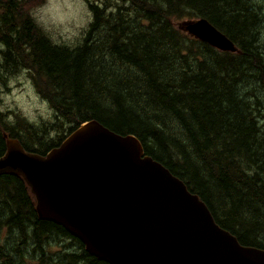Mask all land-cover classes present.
Returning <instances> with one entry per match:
<instances>
[{"label": "trees", "instance_id": "trees-1", "mask_svg": "<svg viewBox=\"0 0 264 264\" xmlns=\"http://www.w3.org/2000/svg\"><path fill=\"white\" fill-rule=\"evenodd\" d=\"M45 1L0 0V86L26 72L54 117L34 125L0 110V157L5 135L43 156L95 121L135 137L220 228L264 251V0H86L91 22L73 47L32 18ZM182 19L207 21L237 51L188 37ZM34 206L20 177L0 176V230L11 235L0 237V264H106Z\"/></svg>", "mask_w": 264, "mask_h": 264}, {"label": "water", "instance_id": "water-1", "mask_svg": "<svg viewBox=\"0 0 264 264\" xmlns=\"http://www.w3.org/2000/svg\"><path fill=\"white\" fill-rule=\"evenodd\" d=\"M222 52L233 46L205 20L183 25ZM20 176L41 220L62 226L85 251L108 264H264V252L241 247L206 206L133 136L95 121L81 125L45 156L12 140L0 176Z\"/></svg>", "mask_w": 264, "mask_h": 264}, {"label": "rangeland", "instance_id": "rangeland-1", "mask_svg": "<svg viewBox=\"0 0 264 264\" xmlns=\"http://www.w3.org/2000/svg\"><path fill=\"white\" fill-rule=\"evenodd\" d=\"M96 1L98 5L100 0ZM110 1L112 2L107 3L120 2L119 0ZM262 2L263 0H258L256 5L261 6ZM31 16L53 43L68 47H73L80 42L83 32L88 29L91 22V15L85 0H46L44 4L32 10ZM260 16L263 17L259 25H261L260 31L264 40V8ZM186 21L188 20L176 21L175 26L178 28ZM245 89V87L241 88V90ZM0 100V108L3 112L18 111L35 125L54 122L52 111L36 95L31 81L24 71L9 77L6 88L0 86ZM11 118L12 116L9 115L8 119ZM10 236L7 229L0 230L2 242L8 241ZM50 255L53 253L49 250L48 256Z\"/></svg>", "mask_w": 264, "mask_h": 264}, {"label": "bare ground", "instance_id": "bare-ground-1", "mask_svg": "<svg viewBox=\"0 0 264 264\" xmlns=\"http://www.w3.org/2000/svg\"><path fill=\"white\" fill-rule=\"evenodd\" d=\"M107 10H109V8H107ZM200 20H203V19H194V20H188V21H186V22H183L182 25H179V26H178V29L182 31V27H183L184 24H187V23H194V22H198V21H200ZM220 34L224 37V39H225L228 43H230V44L233 46V48L235 49V52H236L237 49H236L235 45L233 44V42H232L227 36H225L223 33L220 32ZM235 52H233V53H235ZM117 135H118V134H117ZM119 136H122V135H119ZM123 137H125V136H123ZM50 151H51V150H50ZM50 151H48V152H50ZM48 152H47V153H48ZM47 153H46V154H47ZM30 154H32V153H30ZM46 154H45V155H46ZM33 155H37V154H33ZM45 155H43V156H45ZM37 156H41V155H37ZM43 156H42V157H43Z\"/></svg>", "mask_w": 264, "mask_h": 264}]
</instances>
